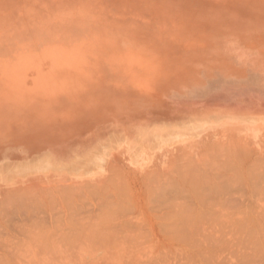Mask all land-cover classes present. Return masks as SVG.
<instances>
[{
    "label": "rangeland",
    "instance_id": "obj_1",
    "mask_svg": "<svg viewBox=\"0 0 264 264\" xmlns=\"http://www.w3.org/2000/svg\"><path fill=\"white\" fill-rule=\"evenodd\" d=\"M76 56L85 57L86 61L88 60L80 73L70 76L67 80L66 78H60L57 81L55 79L51 80V82L50 79H48L49 81L43 82L41 69L46 66L45 63L50 64L53 62L55 63L54 65L71 63L70 65H72ZM62 68L65 69L63 70L65 72L71 69L67 67ZM47 82L51 83V86H45ZM195 120L222 122V125L226 124V126H220L218 130H228L229 132L225 136L229 137L221 136L209 142H207L208 140H202L194 145L182 148L180 152H175V155H169L159 159H156L158 155L153 154L152 161L147 165L146 172L136 171L133 168V166H136L133 160H130V162L127 160V158L132 159L135 147L146 145L148 141L152 139L153 134L147 132L148 128H163L165 133H167L178 129L179 126L185 123ZM256 129L261 131L258 134V138L252 140L243 138V134L239 132V130H241L252 134ZM131 135L139 139V144L136 143V146H134V144L129 145L126 155L121 153L114 158H110L109 155H111V153L107 155V159L105 160L106 163H104L103 177L101 178L103 179L101 181L102 184L99 183L100 186L102 185L101 187L98 184V186L94 185L95 187H86V189L80 186L81 189L79 191L77 185L71 184L74 186V190H69V192L72 191V193H69L67 191L72 186L67 189L66 185L70 183L58 181L35 180L32 182L36 183L28 182L21 185L12 184L14 181H11L10 183L12 185L9 186L0 184V202L3 203L7 201V210L4 208L5 204L0 203V215L4 217L3 220L0 217V230L4 228L0 231V264H93L92 261H97V259H99L97 263L101 261L100 264H107L106 262L108 259L111 261L108 260V264H120V262L122 264H141L142 262L143 264H150V260L152 261L154 256H156V260L153 261L157 263L152 261V264H161L160 262H162V264H185V262L186 264H251L252 262V264H264V229L262 226L264 224V219L261 215L264 213V199L261 202L259 200L264 196V0H0V174L8 172L10 174L14 171L18 172L20 169L23 170L28 166L34 167L47 159L56 161V163H68L70 160L77 162H92L96 160L98 151L106 142L117 141ZM241 140L243 143L242 145L240 144ZM247 144L250 149L248 147L245 149ZM213 146H215V148L217 147L218 150L217 148L212 149ZM231 148L233 149L231 150ZM207 151L211 153L209 154L210 156H216L215 158L217 161L215 158L209 157ZM241 152L243 153L241 154ZM218 153L221 154V157ZM244 153L246 155H244ZM169 158L172 159V161ZM202 159L205 162L204 164ZM205 159L215 164V166L213 165V169H211L212 164H209L211 167L205 165ZM242 159L246 160L244 161ZM173 160H175L174 163ZM195 160L197 163L199 161L200 166L195 163ZM193 163L199 168L194 167ZM216 164L221 167H218V165L216 167ZM20 165L24 167H20ZM202 168L208 172V175H212L211 178L215 180L214 185H221L220 182H222V185L225 183L224 185L226 188L224 186L223 188L226 189L227 192L231 190L228 189V186L232 188L231 193L235 191L237 194H232L235 196V199L230 195L231 193H223L225 190L217 185V190L219 188L220 190H224L222 193L215 194L214 191L216 192V190L212 185H210V187L212 186L214 189L210 188L212 191H207L208 193L211 191L215 195L206 193V195L202 197V194H199V190L198 193H196L197 191L195 192L197 189L196 187L194 190L195 193L191 192L189 188L193 187V184L197 182L195 181V183L192 184L189 183V181L187 182V180H183L194 179L192 177L198 172L197 170H200V175L197 173L195 177L197 180L201 178V181H198L205 186V184H203L205 180L203 174L207 177V172H204ZM192 169L195 171L194 175H192ZM232 169H234V171ZM187 170L191 171V173ZM213 170L216 171V173ZM186 171L192 176H188V174L186 176ZM180 173H184L185 175L183 176ZM148 174H150V176H148ZM151 174H153L154 177ZM218 174L219 176L221 175V180H226L224 183V180H220L219 182L220 178L216 179ZM225 175L226 177H224ZM180 176L185 178H180ZM215 176L217 177L215 178ZM249 176H251V179L248 178ZM202 177H204V180ZM209 177L208 179H210ZM155 179H157V181H155ZM208 179L206 178V180ZM62 180L64 181L65 179ZM164 180L168 181L170 184L167 186L168 182ZM212 180L213 179L210 181ZM228 180H231L232 183ZM41 182L44 183V186L41 185ZM256 182H258L257 185H255ZM187 183L192 185H186ZM246 183L248 185L250 184V190ZM25 184H27L26 187ZM146 184H150L149 187H146ZM162 184L166 185L163 187ZM171 184L173 188L174 185L175 187L177 186L176 189L173 190L170 186ZM197 184L195 185L202 186L199 183ZM57 185H61V187L62 185L65 186L66 190L64 188H58ZM155 185L157 186L154 187ZM180 185L181 189L183 188V192L185 190V194H183L182 191L180 194H177V192L179 193L181 190ZM241 186L244 191H240ZM252 186H254L255 189L257 188V192H255V190L251 191L252 188L254 189ZM38 187H41L42 190ZM45 187L46 189H43ZM185 187L189 190L187 188L186 190ZM106 188H109V191H106ZM147 188H150L148 190L152 191L150 194ZM16 189L18 191H16ZM60 189L61 191L63 189L62 194L64 192L67 195L61 197L59 194ZM237 189L240 192L239 195L242 193L243 196L238 195ZM46 190H49V192L46 193ZM258 190L260 192H258ZM110 191L112 194L109 196L111 197L114 195L111 198L108 196V194L111 193ZM262 191L263 193H261ZM22 192L26 193L27 196L29 195V197L24 194L20 196ZM80 192L82 193L78 194ZM100 192L103 193L101 194ZM115 192H117L118 195H116L117 193ZM170 192L171 194H177V196L172 194L175 197H173L175 200L174 203L177 201L179 203L172 204V206L175 205V209L171 208L172 206L168 203L172 200ZM68 193L73 196H68ZM245 193L246 195H244ZM198 194L200 200L203 198V200L209 204H206L202 200L205 203L203 205L198 197L196 199ZM225 194H227V196ZM228 194L231 196L229 199L227 198ZM256 194H259V196ZM105 195L108 197L106 199H110V201L105 199ZM207 195L211 196V198ZM216 195H218L217 197L219 198L225 195V197H221L219 201L223 202V200L227 198L224 202H229L228 204L232 202L230 206L226 204L230 209H227V207L225 209L220 208L223 206L222 204L224 202L216 205L214 201L219 203L218 198H214ZM247 195L248 197H246ZM169 196L170 198L166 199ZM9 197H14L12 200L13 203L16 204H14L16 209H14V207L11 208L13 204ZM17 197L18 199L20 198V201L26 197L25 200H23L24 202L27 200L29 203L25 202V206L22 204V201L16 203ZM33 197L34 199L32 200ZM188 198L192 201L188 200ZM244 198L246 201H244ZM28 199H30V201ZM160 199H162V202H160ZM178 199H181V203ZM236 199L239 202H237V204L235 201ZM163 200L167 208L165 210H163L165 207H161L162 209L158 207V205H164L162 204ZM166 200L169 201L165 203ZM210 200H213L216 207L210 203ZM34 201H36V203H34ZM148 201L160 203L155 204L152 202V204H150L149 202V204L152 205L150 206L149 204H145ZM183 201L185 206L186 203L187 206L189 205L188 208L187 206L186 208L183 207V211L185 209V213L186 211L187 213L190 212L192 216H190L189 219L191 220L192 217V220H194L193 222L192 220L188 222V218L186 217L187 219L185 220L188 224L185 226L189 228V232L186 231L187 227H182L183 230L178 229V234L175 231L173 236L171 230L172 233L170 231L169 233L167 232L168 229H165L170 226L169 223L172 220L174 221L171 223L172 226L175 224V220L178 224L179 219H181L179 223L181 225L179 226H183L182 223H186L185 220L181 222L183 220L182 216L185 217L184 215L181 216L182 213L185 214L181 209L182 207H180L184 204ZM241 201L243 203H241ZM115 202L119 205L117 206ZM171 202L173 203V200ZM255 202H257V204H255ZM19 203L21 204L20 207H18V205H20ZM30 203H32V206ZM258 203L260 207L257 206ZM192 204H194V206ZM235 204L237 208L241 210L239 209L237 211ZM26 205L28 207H26ZM176 205L178 206L176 207ZM195 205L196 208H194ZM206 205H213V207H215L214 210H219V212L211 211L213 207L209 206V208ZM22 206H24V208ZM104 206L113 209L110 210L109 208H104ZM112 206H117L118 208ZM244 206L247 207L245 208ZM30 207H33L32 210ZM154 207L156 208L154 209L155 211L153 210ZM203 207L204 209L202 211L201 208ZM206 207L209 208L211 212L209 209L208 212ZM261 207H263L262 213L260 211ZM18 208L22 209V211H19ZM149 208L152 210L151 214ZM243 208L244 211H242ZM145 209L149 211L146 213ZM157 210L160 213L163 211L162 214H158L159 212ZM220 210H225L224 213L227 216L224 215L221 217L224 213L220 212ZM227 210L228 212L233 210V214L231 212L229 213L231 216H229ZM9 211L12 214H10ZM16 211L17 213H15ZM114 211L115 213L113 214ZM132 211L133 213H131ZM191 211H193L194 216ZM168 212L171 213L169 214ZM234 212L237 213L234 214ZM242 212L243 214L245 212V216L242 215ZM172 213L179 216L177 217L175 215V217L173 216L174 219H172L170 218ZM196 213L202 214L201 216L205 214V218H201V216ZM214 213L217 216L219 215V218H217ZM153 214L156 215L154 216ZM92 215L95 216L93 217ZM111 215L113 218H110L109 221L107 218L111 217ZM164 215L168 216L164 218ZM156 216H158V219ZM240 216L246 219V222H244L245 220ZM230 217L233 219L237 218L236 221L239 219L237 221L239 224L236 223V225H240L242 222L241 219H243L244 223L242 222L241 224L246 226L243 227L242 225L243 228L241 232L239 228H231L230 224L232 226L235 225L227 222L229 220L232 221L231 219L228 220ZM261 217L262 219H259ZM55 218H57L56 220H64L61 223V221H55ZM84 218L85 220H83ZM176 218H178V221ZM98 219L100 222H98ZM104 219L110 223L105 222ZM167 219L172 220L167 221ZM157 220H160L161 226L157 224L159 223ZM199 220L202 221H200V227ZM166 221L169 223H166ZM205 221L207 223L211 222L213 226L215 225L214 222H219H216V224H218L216 226L217 228H213L211 225L208 226ZM220 221L222 223L220 224L221 226L223 224H228L221 227L219 225ZM124 222L128 225L126 227L132 230V234L131 231L129 233L128 229L126 230ZM191 222L194 223V226L190 224ZM260 222H263V224H260ZM165 223L167 226L163 225V227L162 224ZM202 223L204 226H202ZM258 223L260 227H258ZM19 224L21 225L19 226ZM22 224H24L25 227ZM30 224L32 225L31 228ZM59 224L61 225L58 226ZM177 224H175V226H177ZM105 225L109 226L106 227ZM136 225H139L138 229ZM50 226L51 228L48 229L47 227ZM116 226L125 227L123 230L126 234H124L125 237H120L122 233H124L122 230H117L119 228L113 229L116 228ZM179 226L176 228H179ZM248 226H250V228ZM253 227L256 231L252 229ZM25 228L27 230H25ZM103 228H105L106 231ZM161 228H164L166 232H161ZM199 228L203 229L206 233L208 232L209 235L206 233L204 234V232H202L203 230ZM215 228L216 232L214 231ZM219 228H221L222 236ZM260 228L262 232L259 231ZM171 229L174 231L173 227ZM54 230H56V232ZM116 230L121 233L119 237L122 238V240L119 237L117 238L119 234L117 235L116 233V239H112L114 236L111 237V235L114 234L113 231ZM141 230V234H139V232L137 234V231ZM230 230L236 237L230 234V232L228 234L225 233ZM236 230L237 232L239 230V235ZM179 231L183 232V237L179 236L181 234ZM63 232L66 233V236L67 233L69 234L67 236L68 238H61L65 235ZM191 232L192 234L200 232V234H204H202L203 236H208L210 238L214 235L212 239L214 243L217 242V244L213 245L214 243H212V245H205V247L204 244H200L203 246H200L202 248V250L200 249L201 253L199 248V251L196 250L199 245H194L192 241L194 237H191ZM209 232H214V234ZM89 233L90 235H88ZM105 233H109V235ZM61 234L63 235L61 236ZM83 234L86 235V238H83ZM26 235L30 236L26 237ZM36 235L42 236L43 238L36 237ZM143 235L146 237L145 239ZM223 235H225V239H223ZM11 236L13 240L10 238ZM88 236H91L92 240ZM172 236L174 240L176 238L178 240H172ZM215 236L217 238L221 236L222 242L220 238H218L220 242L216 241L218 239H215ZM230 236H233V238ZM237 236H241L243 239ZM8 237L9 239H7ZM23 238L24 242L22 240ZM28 238L30 239L28 240ZM47 239H49L50 242L49 240L47 241ZM62 239L64 241H62ZM133 239L135 243L138 242V244H135ZM229 239H233V241ZM82 240L86 241L83 242ZM193 240L195 242V239ZM246 241H248V243ZM6 242L10 243L7 244ZM113 242L116 243L113 244ZM223 242H225V244ZM250 242L253 245H251ZM12 243L15 244L12 245ZM129 243L132 244L129 245ZM1 244H5L7 247ZM183 244L185 245L182 246ZM190 245L194 246L192 247ZM217 245L218 247H216ZM75 246L76 250L74 248ZM206 246H212V248H209H214V250H210ZM242 246L243 248H241ZM80 247L82 249H79ZM259 248L262 250H259ZM32 249L36 250L38 253L36 251L33 252ZM167 249H170V252ZM181 249L183 251L189 249V253L188 251L184 253ZM254 249L256 253L253 251ZM234 250L236 251L234 252ZM130 251L131 253L129 254ZM10 252L12 253L8 254ZM29 252L32 253L30 254ZM91 252L92 254H90ZM146 252L147 255L144 257L143 254H146ZM41 253L44 254L41 255ZM243 253L244 255L246 253L247 257L244 256ZM252 253H254V257H252ZM75 254L77 255L75 256ZM157 254L158 256L160 254L162 255L159 256L161 260ZM79 255L80 257H78ZM136 255L139 256L140 262ZM168 255L170 257H168ZM36 256L38 258H36ZM65 258L67 260L66 262H64ZM204 258H206V260H204ZM27 259H29V261ZM84 259L86 261H83ZM194 261L196 263H194ZM94 263L96 264V262Z\"/></svg>",
    "mask_w": 264,
    "mask_h": 264
},
{
    "label": "bare ground",
    "instance_id": "obj_2",
    "mask_svg": "<svg viewBox=\"0 0 264 264\" xmlns=\"http://www.w3.org/2000/svg\"><path fill=\"white\" fill-rule=\"evenodd\" d=\"M63 52V51H62ZM64 53H66V52H64ZM68 53H70V52H68ZM72 53V52H71ZM73 54V53H72ZM88 61V60H87ZM87 61H86V59H85V57H78V56H76V58H75V60H74V63L72 64V65H70L69 63H64L63 65L61 64V65H54L55 63H45L46 64V66L45 67H43L42 69H41V75H42V80H43V82L44 81H49L48 79H50V81L51 80H55L56 79V81L57 80H59L60 78H66V80L67 79H69L70 78V76H73V75H75V74H78V73H80L81 71H82V69L85 67V65H86V63H87ZM40 65H42V64H40ZM62 67H67V68H71V69H68L66 72L65 71H63V70H65V69H63ZM33 68V67H32ZM39 68H40V66H39ZM31 69V68H30ZM33 73V72H32ZM67 74V75H66ZM21 78V77H20ZM52 82V81H51ZM45 86H51V83H49V82H47L46 84H45ZM143 91V90H142ZM158 96V95H157ZM250 101V100H249ZM114 121V120H113ZM258 122V121H257ZM256 122V123H257ZM224 123V122H223ZM239 123H242V122H239ZM238 123V124H239ZM238 124H236V125H238ZM158 125V124H157ZM160 125V124H159ZM220 126H226V124H223L222 125V122H211V121H209V120H195V121H192V122H188V123H185V124H183L182 126H179L178 127V129H176V130H174V131H171V132H167V133H165V130L162 128H156L155 127V129H150V128H148V130H147V132H149V133H151V134H153V136H152V139H150L149 141H148V143L146 144V145H139L138 147H135V151H134V153H133V156H132V159H129V158H127V160L130 162V160L132 161L133 160V162L135 163V165L136 166H133V168L136 170V171H138V172H146V168H147V165L152 161V156H153V154H155V155H158V156H156V159H159V158H161V157H167V156H169V155H175L174 153L175 152H180V150L182 149V148H184V147H187V146H191V145H194V144H196V143H198V142H201L202 140H208L207 142H209V141H211V140H214V139H217L218 137H229V136H225L229 131L228 130H223V131H219L218 130V127H220ZM174 127V126H173ZM141 128V127H140ZM147 128V127H146ZM151 128H153V127H151ZM142 129V128H141ZM166 129V128H165ZM143 131V130H142ZM261 130H259V129H256V131H253V133L252 134H249V133H247V132H245V131H241V130H239V132H241L242 134H243V138H249V139H255V138H258V134H259V132H260ZM144 132H146V131H144ZM146 132V133H147ZM144 134V133H143ZM229 135V134H228ZM231 137V136H230ZM234 137V136H233ZM235 139V138H234ZM236 141V140H235ZM244 142V141H243ZM136 143L137 144H139V139L135 136V137H133V135H131V136H126V137H124V138H122V139H120V140H117V141H108V142H106L103 146H101V149L98 151V154H97V156H96V160L95 161H92V162H77V161H71L70 160V162H66V163H56V161H51L50 159H47V160H45V161H43V162H41L40 164H38V165H36V166H34V167H26V168H24L23 170H21L20 169V171H18V172H11L10 174H9V172L8 173H5V174H0V184L1 185H5V186H9V185H12V184H17V185H21V184H23V183H28V182H32V181H35V180H49V181H58V182H65V183H70V184H68V185H66V187H67V189L70 187V186H72V185H77L78 187V189H79V191H80V189H81V187L80 186H83L85 189H86V187L87 188H92L94 185L96 186L97 184L100 186V184H102L101 183V181L103 180V179H101L103 176H102V174L104 173V163H106L105 162V160L107 159V155L109 154V153H111V155H109L110 156V158H114V157H116L117 155L119 156V154H121V153H123V154H127V150L129 149V145H133L134 144V146H136ZM141 143V142H140ZM219 143H221V142H219ZM230 143H233V142H230ZM240 143V142H239ZM245 143V142H244ZM235 144H236V142H235ZM241 145L243 144L242 143V140H241V143H240ZM212 145V144H211ZM219 145V144H218ZM218 145H217V147H218ZM245 145V144H244ZM222 146V145H221ZM225 146V145H224ZM223 146V147H224ZM216 147V148H217ZM232 147V146H231ZM242 147V146H241ZM248 147V144H247V146L245 147V149ZM213 148H215V146H213L212 147V149ZM215 148V149H216ZM226 148L228 149V147L226 146ZM244 148V147H243ZM249 149H250V147H248ZM221 149H222V147H221ZM233 148H231V150H232ZM209 150H211V149H209ZM217 150H218V148H217ZM215 151V150H214ZM221 151V150H220ZM223 151V150H222ZM239 151V150H238ZM248 151V150H247ZM185 152V151H184ZM237 152V151H236ZM95 153V152H94ZM207 153H208V151H207ZM243 152H241V154H242ZM245 153H246V151H245ZM244 153V155H246ZM177 154V153H176ZM181 154V153H180ZM186 154V153H185ZM209 154H211V153H208L207 155L209 156V157H212L213 159L216 157H213L212 155L210 156ZM218 154H220V153H218ZM247 154H248V152H247ZM187 155V154H186ZM190 155V154H189ZM204 155V154H203ZM213 155H215V154H213ZM227 155V154H226ZM229 155L231 156V154L229 153ZM233 155V154H232ZM235 155V154H234ZM92 156V155H91ZM192 156V155H191ZM242 156V155H241ZM184 157V156H183ZM219 157V156H218ZM220 157H221V154H220ZM229 157V156H228ZM235 157H237V156H235ZM245 157V156H244ZM248 157V156H247ZM263 157V156H262ZM47 158V157H46ZM261 158V157H260ZM170 159V158H169ZM211 159V158H210ZM224 159V158H223ZM80 160V159H79ZM92 160V159H91ZM171 161H172V159H170ZM184 160V159H183ZM203 160V159H202ZM201 160V161H202ZM206 160V159H205ZM215 160H216V158H215ZM230 160V159H229ZM242 160H244V159H242ZM246 160V159H245ZM244 160V161H245ZM89 161V160H88ZM156 161V160H155ZM174 161L175 160H173V163H174ZM178 161V160H177ZM217 161V160H216ZM123 162V161H122ZM170 162V161H169ZM39 163V162H38ZM172 163V162H171ZM170 163V164H171ZM190 163H191V161H190ZM195 163H197L196 162V160H195ZM205 162H204V160H203V164H204ZM241 163H243V162H241ZM258 163V162H257ZM260 163V162H259ZM36 164V163H35ZM194 164V163H193ZM199 164V166H200V163H199V161H198V163H197V165ZM202 164V165H203ZM209 164H212V168L211 169H213V165L215 166V164L214 163H210V162H208L207 160H206V164L205 165H208V167L210 166L211 167V165H209ZM218 164H220V163H218ZM218 164H216V167H217V165ZM236 164V163H235ZM253 165H255L254 163H252ZM195 166V164H194V167H198V166ZM204 165V166H205ZM221 165V164H220ZM220 165H218V167L220 166ZM249 165V164H248ZM260 165H261V163H260ZM22 165H20V167H21ZM108 166V165H107ZM193 166V165H192ZM240 166V165H239ZM258 166V165H257ZM20 167H18V168H20ZM22 167H24V166H22ZM202 167V166H201ZM206 167V166H205ZM207 167V168H208ZM215 167V168H216ZM221 167V166H220ZM234 167V166H233ZM262 167V166H261ZM260 167V168H261ZM17 168V169H18ZM109 168V167H108ZM196 168H195V171H196ZM199 168V167H198ZM241 168H242V165H241ZM257 168H259V167H257ZM170 169H171V167H170ZM169 169V170H170ZM203 169V168H202ZM235 169H237V168H235ZM240 169V168H239ZM248 169V168H247ZM246 169V170H247ZM251 169V168H250ZM228 170V169H227ZM233 171H234V169H232ZM259 170V169H258ZM257 170V171H258ZM261 170V169H260ZM119 171V170H118ZM154 171V170H153ZM167 171V170H166ZM188 172H190L191 173V171H189V170H187ZM187 171L185 172L186 173V176H187ZM192 171H193V174L192 175H194V173H195V171L192 169ZM198 172L197 173H199L198 175H200V170H197ZM203 171L204 172H207L206 170H204L203 169ZM214 171V170H213ZM249 171V170H248ZM252 171V170H251ZM183 172V171H182ZM215 173H216V171H214ZM237 172V171H236ZM239 172H240V170H239ZM242 172H243V170H242ZM197 173L195 174V176L197 175ZM232 173V172H231ZM241 173V172H240ZM109 174V173H108ZM111 174V173H110ZM119 174V173H118ZM144 174V173H143ZM154 174V173H153ZM153 174H151L153 177H154V175ZM176 174H177V172H176ZM181 174V173H180ZM179 174V175H180ZM203 174V173H202ZM236 174V173H235ZM243 174V173H242ZM248 174H249V172H248ZM253 174V173H252ZM257 174V173H256ZM168 175V174H167ZM166 175V176H167ZM181 175H185L184 173L183 174H181ZM191 175V174H190ZM189 174H188V176H190ZM191 175V176H192ZM204 175V177H205V180H206V178L208 179V177L210 178V179H208V180H204V177H202L203 178V184H205V186L204 185H202V184H200L201 182H199V181H201L198 177V180L196 179V177L195 176H193L192 178H194V179H191V180H188V179H185V180H183V181H186L187 180V182L189 181V183H195V181L197 182V183H199L200 185H202V186H197L198 184L197 183H195V184H197V185H195V184H193L194 186L193 187H191L192 189H193V191H192V189L191 188H189L190 190H191V192H194V190H195V192L196 193H198V190L200 191L199 192V194H202V197H203V195H206V193H208V191L207 190H211L210 188H213L214 189V187H215V190H216V192L214 191V193L216 194H218V193H222L224 190V192L223 193H231V190H232V188H229V186H228V189L230 190V192H227L226 191V189H224L223 188V186L226 188V186L224 185L225 183V179H222V180H224L223 181V185H222V182H220V180H221V178H220V176H219V174L217 175V176H215V178L216 179H219V182L221 183V185H218V184H216L217 186H219L220 188L222 187L224 190H220V188L217 190L216 189V185H214V178H211V176L212 175H208V172H207V177L205 176V174H203ZM202 175V176H203ZM108 176V175H107ZM143 176V175H142ZM147 176V175H146ZM148 176H150V174H148ZM147 176V177H148ZM156 176V175H155ZM160 176H161V174H160ZM168 176H170V175H168ZM183 176H180V178L182 177L183 179L185 178V177H183ZM242 176V175H241ZM244 176V175H243ZM252 176V175H251ZM251 176H249L248 178L249 179H251L250 177ZM257 176V175H256ZM162 177V176H161ZM224 177H226V175L224 176ZM239 177V176H238ZM146 178V177H145ZM247 178V177H246ZM62 179H65L64 181L62 180ZM113 179V178H112ZM150 179V178H149ZM148 179V180H149ZM160 179V178H159ZM211 179H213L212 181H210ZM242 179V178H241ZM254 179V178H253ZM257 179V178H256ZM256 179H255V181H256ZM264 179V178H263ZM106 180V179H105ZM161 180V179H160ZM159 180V181H160ZM163 180V179H162ZM167 180V179H166ZM166 180H164L165 182H168V181H166ZM171 180V179H170ZM173 180V179H172ZM182 180V179H181ZM194 180V181H193ZM221 180V181H222ZM235 180V179H234ZM239 180H240V178H239ZM260 180H261V178H260ZM11 181H14V183H10ZM154 181V180H153ZM155 181H157V179H155ZM173 181H175V180H173ZM208 181H210V182H208ZM229 182H231V180H228ZM233 181V180H232ZM245 181V180H244ZM263 181V180H262ZM55 182V183H56ZM149 182V181H148ZM163 182V181H162ZM176 182V181H175ZM218 182V181H217ZM218 182V183H219ZM242 182V181H241ZM250 182V181H249ZM254 182V181H253ZM260 182V181H259ZM32 183H36V182H32ZM38 183V182H37ZM42 183V182H41ZM40 183V184H41ZM100 183V184H99ZM156 183V182H155ZM158 183H160V182H158ZM173 183V182H172ZM185 183V182H184ZM189 183H187L186 185H189ZM232 183V182H231ZM237 183V182H236ZM243 183V182H242ZM248 183V182H247ZM246 183V184H247ZM251 183V182H250ZM255 183V182H254ZM257 183L258 182H256V184L255 185H257ZM263 183V182H262ZM44 183H42L41 185H43ZM72 184V185H71ZM104 184V183H103ZM148 184V183H147ZM146 184V185H147ZM170 183L168 182V184H167V186L169 185ZM192 184H190L189 186H191ZM230 184V183H229ZM238 184H240V183H238ZM253 184V183H252ZM54 185V184H53ZM92 185V186H91ZM97 185V186H98ZM124 185H125V183H124ZM150 185V184H149ZM149 185H147L146 187H149ZM163 185V187L166 185H164V184H162ZM175 185H176V183H175ZM175 185H174V188L172 187V184L170 185L172 188H173V190L174 189H176V187L178 186V188H179V184H178V182H177V186L175 187ZM184 185V184H183ZM210 185H212V186H214V187H210ZM226 185H227V183H226ZM250 185V184H249ZM248 184H247V186H249ZM254 185V186H255ZM258 185H261V184H258ZM27 186V184H25V187ZM44 186V185H43ZM58 186V185H57ZM94 186V187H95ZM102 186V185H101ZM100 186V187H101ZM143 186V185H142ZM157 185H155L154 187H156ZM231 186V185H230ZM233 186V185H232ZM235 186H236V184H235ZM244 186V185H243ZM254 186H252V187H254ZM29 187V186H28ZM42 187V186H41ZM41 187H38L39 189L41 188ZM73 187V188H72ZM71 188H69L68 189V191L67 192H69V190H74V186H72ZM162 187V186H161ZM183 187V186H182ZM196 187V188H195ZM208 187V188H207ZM238 187V186H237ZM15 188H17V187H15ZM21 188V187H20ZM49 188V187H48ZM58 188H64L65 189V186H63L62 185V187H61V185L60 186H58ZM77 188H75V189H77ZM151 188V187H150ZM150 188H147V190L148 189H150ZM177 188V189H178ZM187 187H185V189H186ZM218 188V187H217ZM221 188V189H222ZM249 188V190L251 189L250 188V186L248 187ZM13 189V188H12ZM18 189V188H17ZM16 189V191H18ZM23 189V188H22ZM21 189V190H22ZM43 189H46V187L45 188H43ZM109 189V188H108ZM107 188L105 189L106 191L108 190ZM124 189V188H123ZM170 189V188H169ZM180 189H181V185H180ZM183 189V188H182ZM180 190L179 191V193L177 192V194H180V192L182 191V193L183 194H185L184 192H185V190H184V192H183V190ZM188 189V188H187ZM186 189V190H187ZM188 189V190H189ZM238 189H239V187H238ZM238 189H237V192H238V195H239V191H238ZM245 189V188H244ZM261 189V188H260ZM41 190H42V188H41ZM51 190V189H50ZM54 190V189H53ZM56 190V189H55ZM66 190V189H65ZM64 190V191H65ZM101 190V189H100ZM130 190V189H129ZM144 190H146V189H144ZM221 192H220V191ZM228 190V191H229ZM248 190V189H247ZM246 190V191H247ZM253 190H255V192H257L256 190H257V188L255 189V187H254V189L252 188V190L251 191H253ZM264 190V189H263ZM15 191V192H16ZM45 191V190H44ZM47 192L46 193H48L49 192V190H46ZM62 191H63V189H62ZM62 191H61V189H60V196L62 197L63 195H67V194H65L64 192H63V194H62ZM72 191H70L71 193H72ZM105 191V192H106ZM109 191V190H108ZM149 191V190H148ZM147 191V192H148ZM202 191H203V193H202ZM212 191V190H211ZM209 192L208 194L210 195L212 192ZM240 191H244L243 190V188H242V186H241V190ZM245 191V192H246ZM19 192H21V191H19ZM18 192V193H19ZM26 192V191H25ZM55 192V191H54ZM66 192V191H65ZM69 192V193H70ZM78 192V191H77ZM103 192H104V190H103ZM102 192V193H103ZM111 192V191H110ZM145 192V191H144ZM150 192H152V191H149L148 193L150 194ZM156 192V191H155ZM167 192V191H166ZM189 192V191H188ZM194 192V193H195ZM258 192H260L259 190H258ZM6 193V192H5ZM9 193V192H8ZM50 193H51V191H50ZM68 193V196L69 195H72V194H69ZM82 192H80V193H78V194H81ZM101 193V192H100ZM101 193V194H102ZM115 193H117V192H115ZM114 193V194H115ZM122 193V192H121ZM129 193V192H128ZM132 193H133V191H132ZM140 193V192H139ZM168 193V192H167ZM187 193V192H186ZM244 193V192H243ZM249 193H250V191H249ZM254 193V192H253ZM261 193H263V191L261 192ZM20 194V193H19ZM23 194L24 195H26V193H23L22 192V195H20V196H23ZM27 194H28V191H27ZM62 194V195H61ZM78 194H76V195H78ZM108 194V193H107ZM112 194V192L111 193H109L108 194V196L109 195H111ZM149 194H147V195H149ZM153 194V193H152ZM166 194V193H165ZM170 194H171V192H170ZM172 194H174V193H172ZM171 194V195H172ZM177 194H174V195H176L177 196ZM188 194V193H187ZM190 194V193H189ZM199 194L196 196V199H197V197L199 196ZM215 194H213L212 193V195H215ZM229 194H228V199L232 196V197H234L233 199H235V196H233L234 194H236L235 193V191H233L230 195L231 196H229ZM233 194V195H232ZM116 195H118V193L116 194ZM157 195V194H156ZM162 195H164V194H162ZM170 195V196H171ZM195 195V194H194ZM209 195H207V196H209ZM226 196H227V194H225ZM225 195H223L224 197H225ZM237 195V194H236ZM242 195V193L239 195V196H241ZM244 195H246V193L244 194ZM257 196H259V194H256ZM261 195V194H260ZM10 196V195H9ZM27 196V195H26ZM73 196V195H72ZM102 196V195H101ZM104 196V195H103ZM114 196V195H113ZM113 196H111V197H113ZM124 196H125V194H124ZM140 196V195H139ZM154 196V195H153ZM165 196H167V195H165ZM170 196L169 197H167L166 199H168V198H170ZM186 196H188V195H186ZM190 196V195H189ZM218 195H216V196H214V198H216ZM221 196V195H220ZM223 196H221V197H223ZM243 196V195H242ZM253 196V195H252ZM254 196H255V194H254ZM19 197V196H18ZM18 197H17V200H19L18 199ZM27 197H29V195L27 196ZM31 197V196H30ZM38 197V196H37ZM42 197V196H41ZM64 197V196H63ZM89 197V196H88ZM110 197V196H109ZM110 197V198H111ZM131 197V196H130ZM154 197H156V196H154ZM158 197V196H157ZM173 195H172V200H173V203L171 202L172 200L171 199H169V200H171L170 202H168L169 200H166L165 201V203L166 202H168L171 206H172V204H175V203H178V201L177 202H175L174 203V199H173ZM201 197V196H200ZM206 197V196H205ZM210 198H211V196H209ZM209 197H208V199H209ZM220 197V198H221ZM237 197V196H236ZM245 197V196H244ZM246 197H248V195L246 196ZM250 197V196H249ZM9 198H11L10 200H12V198H14V197H9ZM26 198V197H25ZM25 198H23L24 200H25ZM57 198V197H56ZM97 198V197H96ZM106 198H108V197H106V195H105V199ZM125 198V197H124ZM132 198V197H131ZM159 198V197H158ZM175 198V197H174ZM207 198V197H206ZM218 198V201L220 200V198L219 197H217ZM227 198H225V199H227ZM237 198H240V197H237ZM243 198V197H242ZM255 198V197H254ZM259 198V197H258ZM260 198H261V196H260ZM8 199V198H7ZM16 199V198H15ZM23 199H21V201L23 202L22 204H24V206H25V202H28L27 200L24 202V200ZM34 199V197L32 198V200ZM116 199H117V197H116ZM129 199V198H128ZM164 199V198H163ZM198 199H199V197H198ZM223 199V198H222ZM221 199V200H222ZM224 199V200H225ZM257 199V198H256ZM263 199H264V196L262 197V199H259L260 200V202L261 201H263ZM3 200V199H2ZM16 200V203L17 202H21L20 200L19 201H17ZM29 201H30V199H28ZM31 200V201H32ZM107 200V199H106ZM122 200V199H121ZM156 200V199H155ZM159 200V199H158ZM161 201L160 202H162V199H160ZM176 200H177V198H176ZM179 200V199H178ZM188 200H191V199H189L188 198ZM188 200H187V202H188ZM200 200V199H199ZM202 200H203V198H202ZM202 200H200V202L202 201ZM224 200H223V202H224ZM248 200H249V198H248ZM258 200V199H257ZM257 200H254V201H257ZM3 201H5V200H3ZM56 201V200H55ZM57 201H58V199H57ZM89 201V200H88ZM94 201V200H93ZM101 201V200H100ZM104 201V200H103ZM107 201H110V199L109 200H107ZM115 201V200H114ZM125 201V200H124ZM123 201V202H124ZM180 201V203H181V199L179 200ZM192 201V200H191ZM204 201V200H203ZM201 202L203 205L206 203L205 201V203L204 202ZM207 202H209L208 200H206ZM211 202V204H213L214 205V203H213V200H210ZM236 201V204H237V199L235 200ZM244 201H246L245 200V198H244ZM12 202V204L13 205H11L12 207L11 208H13L14 207V209H16L15 208V203H13V200L11 201ZM47 202V201H46ZM59 202V201H58ZM95 202V201H94ZM117 202V201H116ZM115 202V203H116ZM122 202V203H123ZM141 202V201H140ZM146 202V201H145ZM149 202H150V204H152V202H154L155 203V201H148L147 203H145V204H149ZM156 202H157V200H156ZM160 202H158V203H160ZM215 202V204L216 205H219V204H222L223 202L222 201H219V203L217 204L216 203V201H214ZM222 202V203H221ZM249 202V201H248ZM259 202V203H260ZM1 203V202H0ZM4 204H5V209H6V204H7V201L6 202H3ZM3 203H1V204H3ZM9 203V202H8ZM29 203V202H28ZM27 203V204H28ZM34 203H36V201H34ZM119 203V202H118ZM126 203V202H125ZM131 203H132V199H131ZM130 203V204H131ZM153 203V204H154ZM158 203H155V204H158ZM183 203H184V201H183ZM191 203V202H190ZM225 203V202H224ZM224 203L222 204V205H220V206H222V207H224ZM229 202H227V203H225V207L224 208H222V207H220L221 209H225L226 207H227V209H230V208H228V206H230V204L232 203H230V204H228ZM235 203V202H234ZM233 203V204H234ZM239 203V202H238ZM241 203H243L242 201H241ZM245 203V202H244ZM251 203V202H250ZM259 203H258V205L257 206H259L260 207V205H259ZM15 204V205H14ZM20 204V203H19ZM32 203H30V205H31ZM46 204V203H45ZM59 204V203H58ZM64 204V203H63ZM117 204V203H116ZM133 204H134V202H133ZM149 204V205H150ZM162 204H164V200H163V203ZM179 204V203H178ZM200 204V203H199ZM206 204H209V203H206ZM226 204H228V206H226ZM232 204V205H233ZM236 204H235V206H236ZM248 204V203H247ZM246 204V205H247ZM252 204V203H251ZM254 204V203H253ZM255 204H257V202H255ZM263 204H264V202H263ZM9 205V204H8ZM29 205V206H30ZM93 205V204H92ZM115 205V204H114ZM119 204H117V206H118ZM122 205V204H121ZM191 205V204H190ZM193 206H194V204H192ZM201 205V204H200ZM213 205H211L212 207H213ZM216 205H214L215 207H216ZM244 205V204H243ZM242 205V206H243ZM2 206V205H1ZM21 206V204L20 205H18V207H20ZM24 206H22L23 208H24ZM32 206V205H31ZM102 206V205H101ZM117 206H115L116 208H118ZM129 206V205H128ZM150 206H152V205H150ZM167 206H169V205H167ZM175 206V205H174ZM174 206H172L171 208H174ZM178 205H176V207H177ZM186 206H187V203H186ZM186 206H185V203L183 204V205H181L180 207H182L181 209H182V211H183V207L184 208H186ZM207 207H209L208 205H206ZM210 206V207H211ZM254 206V205H253ZM21 207V208H22ZM26 207H28L27 205H26ZM25 207V208H26ZM55 207H56V205H55ZM75 207V206H74ZM100 207V206H99ZM112 207H114V206H112ZM114 207V208H115ZM122 207V206H121ZM158 207L159 208H164L163 210H165V209H167L166 208V204H164L163 206H159L158 205ZM189 207V205L187 206V208ZM191 207V206H190ZM198 207H199V205H198ZM197 207V208H198ZM201 207H202V205H201ZM205 207V206H204ZM204 207L203 208H201L202 209V211H203V209H204ZM206 207V208H207ZM209 207V208H210ZM215 207H213V208H211V211H217V210H214L215 209ZM239 207V206H238ZM245 207V206H244ZM247 207V206H246ZM245 207V208H246ZM31 208V210H32V208L33 207H30ZM29 208V209H30ZM47 208V207H46ZM65 208V207H64ZM104 208H109L108 206L106 207V206H104ZM124 208V207H123ZM135 208V207H134ZM161 208V209H162ZM194 208H196V205H195V207ZM205 208V209H206ZM209 208H207V211H208V209ZM218 208H219V206H218ZM218 208H216V209H218ZM236 208H237V206H236ZM242 208V207H241ZM255 208H256V205H255ZM43 209V208H42ZM75 209V208H74ZM77 209V208H76ZM110 209V208H109ZM111 209H113V208H111ZM110 209V210H111ZM121 209V208H120ZM143 209V208H142ZM154 209H156L155 207L153 208V210ZM175 209V208H174ZM178 209H179V207H178ZM181 209H179L180 211H181ZM190 209V208H189ZM200 209V208H199ZM199 209H198V211H199ZM240 209V208H239ZM238 208H237V211L239 210ZM7 210V209H6ZM18 210L20 211H22V209H20V208H18ZM17 210V211H18ZM25 210V209H24ZM24 210H23V212H24ZM30 210V211H31ZM36 210V209H35ZM49 210H50V208H49ZM63 210V209H62ZM146 210V209H145ZM149 210H150V208H149ZM148 209L146 210V213H147V211H149ZM178 210V213L180 214V211ZM193 210V209H192ZM236 210V209H235ZM241 210V209H240ZM263 210V207H261L260 208V211H261V213L264 211H262ZM2 211V210H1ZM17 211L15 212V213H17ZM34 211V210H33ZM46 211V210H45ZM65 211V210H64ZM66 211H67V209H66ZM75 211V210H74ZM104 211V210H103ZM116 211V210H115ZM115 211L113 212V214L115 213ZM126 211V210H125ZM129 211H131V210H129ZM128 211V212H129ZM151 211L152 210H150V214H151ZM155 211V210H154ZM158 211V210H157ZM181 211V212H182ZM195 211V210H194ZM209 211H210V209H209ZM208 211V212H209ZM210 211V212H211ZM225 211V210H224ZM224 211H222V210H220V212H222V213H224ZM231 211V210H230ZM242 211H244V208H243V210ZM255 211V210H254ZM13 212H14V210H13ZM36 212H37V210H36ZM48 212V211H47ZM83 212V211H82ZM92 212V211H91ZM137 212V211H136ZM140 212V211H139ZM159 212V211H158ZM163 212V211H162ZM162 212L160 213H158V214H162ZM167 212V211H166ZM166 212H165V214H166ZM184 213H185V209H184V211H183ZM196 212H197V210H196ZM204 212H205V210H204ZM212 212V213H213ZM217 212H219V210L217 211ZM216 212V213H217ZM227 212H228V210H227ZM226 212V213H227ZM232 212V214H233V210L231 211ZM231 212H228L227 214L229 215V213H231ZM246 212V211H245ZM245 212H244V214H245ZM9 213L10 214H12L10 211H9ZM19 213V212H18ZM22 213V212H21ZM20 213V214H21ZM25 213V212H24ZM77 213V212H76ZM84 213H86V212H84ZM127 213V212H126ZM130 213V212H129ZM131 213H133V211L131 212ZM149 213V212H148ZM169 213V212H168ZM171 213V212H170ZM169 213V214H170ZM189 213V214H188ZM187 213V211H186V215L185 214H181V216L182 215H184L185 217H183L182 216V221L181 222H183L185 219H187L188 218V222H190L191 220H192V217H191V220L189 219V217L190 216H192V215H190V212H188ZM191 213H193V211H191ZM201 213V212H200ZM200 213L198 214V213H196V214H198V215H200ZM235 213H237V212H234V214ZM256 213V212H255ZM259 213V212H258ZM23 214V213H22ZM63 214H64V212H63ZM75 214V213H74ZM80 214V213H79ZM108 214V213H107ZM140 214V213H139ZM149 214V215H150ZM157 214V213H156ZM155 214V215H156ZM168 214V215H169ZM215 214V213H214ZM243 214V212H242V215L243 216H245ZM248 214H249V212H248ZM35 215V214H34ZM40 215V214H39ZM46 215V214H45ZM76 215H78V214H76ZM95 215H97V214H95ZM95 215H92L93 217L95 216ZM108 215H110V214H108ZM154 215V214H153ZM154 215V216H155ZM167 215V216H168ZM175 215L177 216V214H175V213H172V216L170 217V218H172V219H174V217H175ZM202 215V214H201ZM200 215V216H201ZM222 215V214H221ZM224 215H226L225 213L221 216V217H223ZM252 215V214H251ZM250 215V216H251ZM262 215V217H263V219H264V213L263 214H261ZM260 215V216H261ZM6 216V215H5ZM25 216V215H24ZM29 216H32V215H29ZM47 216V215H46ZM55 216V215H54ZM104 216V215H103ZM151 216V215H150ZM149 216V217H150ZM166 215H164V218L165 217H167ZM174 216V217H173ZM179 216V215H178ZM177 216V217H178ZM193 216H194V213H193ZM205 216V214H203V216H201V218L202 217H204ZM215 216H217L216 214H215ZM219 216V215H218ZM217 216V218H219ZM227 216V215H226ZM225 216V217H226ZM229 216H231V215H229ZM239 216V215H238ZM248 216V215H247ZM257 216V215H256ZM260 216H258V217H260ZM0 217L2 218V220H3V216L2 215H0ZM36 217H38V216H36ZM45 217V216H44ZM64 217V216H63ZM107 217V216H106ZM123 217H126V216H123ZM157 217V219H158V216H156ZM187 217V218H186ZM196 217H197V215H196ZM211 217H212V215H211ZM213 217H214V215H213ZM240 217H242V216H240ZM253 217V216H252ZM262 217L261 218H259V219H262ZM0 218V219H1ZM32 218V217H31ZM35 218V217H34ZM39 218V217H38ZM78 218V217H77ZM76 218V219H77ZM82 218V217H81ZM110 218H113L112 217V215H111V217H108L107 219L110 221ZM115 218V217H114ZM133 218V217H132ZM153 218V217H152ZM164 218L162 217V219L164 220ZM180 218V217H179ZM205 218V217H204ZM243 218V217H242ZM254 218V217H253ZM256 218V217H255ZM13 219H14V216H13ZM57 218H55L54 220L55 221H61V220H56ZM80 219V218H79ZM93 219H95V218H93ZM97 219V218H96ZM118 219V218H117ZM148 219V218H147ZM154 219V218H153ZM156 219V218H155ZM172 219H167V221L169 220V221H171ZM177 219V221H178V218H176ZM196 219H198V218H196ZM229 219H231L232 221H230ZM236 219L237 218H228V220L229 221H227L228 223H232L233 225H235V226H232L231 224H230V226H231V228H236V229H238L239 228V230H240V232H241V229L243 228V227H245L246 225H243V224H241L242 222H243V219H241V223H240V225H238L239 224V222H237L236 221ZM249 219V218H248ZM24 220H26V219H24ZM36 220H37V218H36ZM46 220V219H45ZM64 220V219H63ZM62 220V221H63ZM83 220H85V218L83 219ZM102 220V219H101ZM115 220V219H114ZM140 220H141V218H140ZM162 220V221H163ZM180 220L181 219H179V223H180ZM194 220V219H193ZM193 220H192V222H193ZM202 220V219H201ZM201 220H199V224H200V221ZM206 220H207V217H206ZM245 221L244 222H246V219H244ZM251 220V219H250ZM42 221V220H41ZM62 221H61V223H62ZM72 221V220H71ZM104 221H105V219H104ZM151 221V220H150ZM154 221V220H153ZM160 221V220H159ZM158 220H157V222H159ZM166 221V223H169V222H167ZM173 221V220H172ZM172 221L169 223V225L170 226H168V227H166V229L165 230H167V232H169L170 230L173 232V236H174V232L176 231L177 232V234H178V229H182V227L184 228V227H187V226H185L186 224H188L187 222H186V220H185V224H183L182 223V225L183 226H179V225H181V224H177V222H176V220H175V224H177V226H175V224H173V226H172ZM198 221V220H197ZM209 221H210V218H209ZM249 221V220H248ZM247 221V222H248ZM253 221V220H252ZM8 222H9V220H8ZM16 222V221H15ZM23 222V221H22ZM46 222V221H45ZM68 222V221H67ZM74 222V221H73ZM79 222V221H78ZM84 222H86V221H84ZM94 222V221H93ZM97 222V221H96ZM98 222H100V220L98 219ZM105 222H107V220L105 221ZM122 222V221H121ZM126 222H127V220H126ZM157 222H155V223H157ZM174 222V221H173ZM190 223V224H193V226H194V223ZM202 222V221H201ZM206 222V221H205ZM216 222H219V221H216ZM216 222H214V226L212 225V223L210 224L209 222V224L207 223V225L209 226V225H211V226H213V228L214 227H216L218 224H216ZM226 222V221H225ZM243 222V223H244ZM264 222V221H263ZM263 222H260V224L262 223L263 224ZM11 223V222H10ZM20 223H21V221H20ZM35 223V222H34ZM37 223V222H36ZM39 223V222H38ZM47 223H48V221H47ZM64 223V222H63ZM89 223V222H88ZM107 223H110V222H107ZM132 223V222H131ZM134 223V222H133ZM154 223V222H153ZM162 224V226L163 225H166L167 226V224ZM204 223V222H203ZM203 223H202V226H204L203 225ZM224 223V222H223ZM227 223V224H228ZM235 223V224H234ZM236 223H238L237 225L238 226H240V227H238L237 225H236ZM3 224V223H2ZM4 224H5V222H4ZM72 224V223H71ZM86 224V223H85ZM91 224H92V222H91ZM106 224V223H105ZM124 224H125V222H124ZM141 224V223H140ZM157 224H159L160 225V222L159 223H157ZM156 224V225H157ZM220 224H222L221 223V221H220V223H219V225ZM226 224V225H227ZM253 224H254V222H253ZM260 224L258 223V227H260ZM6 225V224H5ZM21 224H19V226H20ZM23 226H24V224H22ZM34 225V224H33ZM40 225V224H39ZM46 225V224H45ZM50 225V224H49ZM48 225V226H49ZM53 225V224H52ZM57 225V224H56ZM61 224H59L58 226H60ZM64 225V224H63ZM67 225L69 226V224L67 223ZM82 225V224H81ZM113 225V224H112ZM120 225V224H119ZM118 225V226H119ZM134 225V224H133ZM159 225H157V226H159ZM197 225V224H196ZM206 225V224H205ZM206 225V226H207ZM224 225V224H223ZM221 226V227H224V226H226V225H224V226ZM242 225H243V227H242ZM36 226V225H35ZM67 226V227H68ZM79 226V225H78ZM93 226V225H92ZM97 226V225H96ZM106 226V225H105ZM107 226H109V225H107ZM106 226V227H107ZM118 226H116V228H113L114 230L115 229H117V228H119V229H117V230H119V231H123L124 229H125V227L126 226H128V225H126L125 224V227H118ZM132 226V225H131ZM137 226V225H136ZM139 226V225H138ZM138 226H137V229H138ZM155 226V225H154ZM161 226V225H160ZM173 227V229H174V231L171 229L172 227ZM174 226H175V228H174ZM179 226V228H176V227H178ZM190 226V225H189ZM201 226V224L199 225V227ZM205 226V227H206ZM219 226V227H220ZM237 226V227H236ZM254 226V225H253ZM263 226V229H264V224L262 225ZM25 227V226H24ZM32 227V225L30 224V228ZM62 227V226H61ZM60 227V228H61ZM65 227V226H64ZM70 227V226H69ZM91 227V226H90ZM99 227V226H98ZM134 227V226H133ZM164 227V226H163ZM181 227V228H180ZM229 227V226H228ZM228 227H226V228H228ZM249 228H250V226H248ZM247 227V228H248ZM29 228V227H28ZM48 229L49 228H51V226L50 227H47ZM59 228V227H58ZM212 228V227H211ZM217 228V227H216ZM216 228L214 229V231L216 230ZM226 228H224V229H226ZM231 228H228V229H231ZM248 228V229H249ZM4 229V228H3ZM3 229H1V230H3ZM63 229V228H62ZM61 229V230H62ZM69 229V228H68ZM68 229H67V231H68ZM77 229V228H76ZM79 229V228H78ZM104 230H105V228H103ZM109 229V228H108ZM111 229V228H110ZM128 229V231H129V233H130V231H131V234L133 233L132 232V230H130L128 227H126V230ZM134 229V228H133ZM155 229V228H154ZM162 229V228H161ZM188 227H187V229H186V231H188ZM193 229H194V227H193ZM200 230H203V229H201V228H199ZM207 229V228H206ZM220 229V232H221V228H219ZM245 229V228H244ZM243 229V230H244ZM254 231H256L255 229H254V227L252 228ZM262 229V230H263ZM0 230V231H1ZM25 230H27L26 228H25ZM41 230H43V229H41ZM94 230V229H93ZM98 230H99V228H98ZM113 231L114 232V234H112L111 235V237L112 236H114L112 239L114 240V239H116V236H117V238L121 235V233L119 232V231ZM135 230V229H134ZM158 230H159V228H158ZM164 230V228L161 230V232H166ZM183 230V229H182ZM196 230H197V228H196ZM199 230V231H200ZM223 230V229H222ZM239 230H238V232H237V230H236V232H237V234L239 233ZM242 230V231H243ZM252 230V231H253ZM257 230H259V229H257ZM22 231V230H21ZM45 231V230H44ZM55 232H56V230H54ZM74 231V230H73ZM72 231V232H73ZM78 231V230H77ZM106 231V230H105ZM170 231V232H171ZM185 231V232H186ZM206 231V230H205ZM211 231H212V229H211ZM219 231V230H218ZM224 231V230H223ZM248 231H250V230H248ZM259 231H261V228H260V230ZM24 232V231H23ZM87 232V231H86ZM93 232V231H92ZM117 232H119V233H117ZM124 232V231H123ZM127 232V231H126ZM138 232H139V234H141V232H142V230L141 231H137V234H138ZM160 232V231H159ZM169 232V233H170ZM171 232V233H172ZM180 233V235L179 236H181V237H183V232L182 231H179ZM189 232V231H188ZM193 232V231H192ZM192 232H191V237H194V238H192V241H193V243H194V245H196L197 246V244L199 245L198 247H197V249L196 250H198V248H199V250L201 249L202 250V248L201 247H203V246H201L200 244H204V247H205V245H212V243H214V240L212 239V238H214V235H212V237L210 238V237H208V236H203L206 232H204V230L202 231V232H204V234L202 235V234H200V232H195V233H197V234H195V233H193L192 234ZM216 232V231H215ZM230 232V234H232L231 232V230L230 231H226L225 233H229ZM233 232H234V230H233ZM235 232V233H236ZM262 232V231H261ZM6 233V232H5ZM4 233V234H5ZM39 233V232H38ZM46 233H49V232H46ZM59 233V232H58ZM58 233H56V234H58ZM65 232H63V234H64ZM71 233V232H70ZM117 235H116V234ZM187 233V232H186ZM209 233H213L214 234V232H209ZM243 233V232H242ZM246 233H248V232H246ZM257 233V232H256ZM34 234H35V232H34ZM63 234H61V236L63 235ZM75 234V233H74ZM73 234V235H74ZM85 234V233H84ZM83 234V238L85 237L86 238V235H84ZM105 234H108L109 235V233H105ZM124 234H125V232L124 233H122V235L120 236V237H125L124 236ZM136 234V235H137ZM147 234V233H146ZM166 234V233H165ZM168 234V233H167ZM185 234V233H184ZM206 234H208V232L206 233ZM221 234V236H222V232L220 233ZM226 234V235H227ZM236 234V235H237ZM249 234V233H248ZM254 234H255V232H254ZM3 235V234H2ZM25 235V234H24ZM31 235V234H30ZM29 235V236H30ZM51 235V234H50ZM59 235H60V233H59ZM69 234L67 233V236H68ZM79 235V234H78ZM88 235H90V233L88 234ZM100 235V234H99ZM98 235V236H99ZM101 235H103V234H101ZM116 235V236H115ZM126 235V234H125ZM133 235H135V234H133ZM145 235V234H144ZM143 235V237H144V239L146 238L145 236ZM163 235V234H162ZM169 235V234H168ZM172 235V234H171ZM209 235V234H208ZM211 235V234H210ZM233 235V234H232ZM239 235V234H238ZM251 235V234H250ZM4 236V235H3ZM2 236V237H3ZM7 236V235H6ZM15 236V235H14ZM19 236H21V235H19ZM28 235H26V237H27ZM28 236V237H29ZM38 235H36V237H37ZM46 236H47V234H46ZM49 236V235H48ZM53 236V235H52ZM61 236H59V237H61ZM66 236V233H65V235H63L61 238H64V237H67ZM70 236H72V235H70ZM69 236V237H70ZM80 236V235H79ZM82 236V235H81ZM91 236H92V234H91ZM91 236H88V237H90L91 238ZM105 236V235H104ZM107 236V235H106ZM127 236H129V235H127ZM150 236H151V234H150ZM165 236V235H164ZM173 236H172V238H173ZM179 236H177V237H179ZM221 236H218V238H220V240H221V242H222V239H221ZM224 237H223V239H225V235H223ZM233 236H235V235H233ZM233 236H230V237H232L233 238ZM247 236H249V235H247ZM23 237V236H22ZM26 237H24V238H26ZM38 237H42V236H38ZM72 237H74V236H72ZM71 237V238H72ZM77 237V236H76ZM103 237V236H102ZM108 237V236H107ZM119 237V238H120ZM176 237V236H175ZM195 237H197V238H195ZM228 237V236H227ZM236 237V236H235ZM238 237V236H237ZM252 237H253V235H252ZM261 237V236H260ZM262 237H263V234H262ZM4 238V237H3ZM6 238V237H5ZM10 238H12V236L10 237ZM24 238L22 239L23 240V242H24ZM31 238H32V235H31ZM35 238V237H34ZM43 238V237H42ZM44 238H45V236H44ZM50 238V237H49ZM56 238V237H55ZM60 238V239H61ZM68 238V237H67ZM79 238V237H78ZM81 238V237H80ZM89 238V239H90ZM93 238H94V236H93ZM106 238V237H105ZM128 238V237H127ZM126 238V239H127ZM131 238H132V236H131ZM134 238V237H133ZM136 238V237H135ZM147 238H149V237H147ZM168 238H169V236H168ZM184 238L186 239V236L184 235ZM216 236H215V239H218ZM238 238H241V236L240 237H238ZM255 238V237H254ZM259 238V237H258ZM7 239H9V237L7 238ZM30 238H28V240H29ZM52 239V238H51ZM57 239V238H56ZM74 239V238H73ZM82 239V238H81ZM80 239V240H81ZM97 239V238H96ZM99 239V238H98ZM103 239V238H102ZM121 240H122V238H120ZM120 239H118V240H120ZM123 239H125V238H123ZM140 239V238H139ZM142 239V238H141ZM170 239V238H169ZM177 239V238H176ZM174 240V238L172 239V240H174V241H177V240ZM184 239V240H185ZM193 239H195V242H194V240ZM241 239H243V238H241ZM257 239V238H256ZM261 239V238H260ZM6 240V239H5ZM12 240H13V238H12ZM36 240V239H35ZM34 240V241H35ZM37 240H39V239H37ZM49 239H47V241H48ZM67 240V239H66ZM71 240V239H70ZM91 240H92V238H91ZM136 240V239H135ZM189 240H191V239H189ZM212 240H213V242H212ZM220 240L218 239V240H216V241H218V242H220ZM230 240V239H229ZM232 241H233V239H231ZM230 240V241H231ZM263 240V239H262ZM25 241H27V240H25ZM32 241H33V239H32ZM46 241V242H47ZM52 241V240H51ZM60 241V240H59ZM62 241H64L63 239H62ZM72 241H74V240H72ZM83 241V240H82ZM84 241H86V240H84ZM83 241V242H84ZM103 241V240H102ZM108 241H109V239H108ZM124 241V240H123ZM127 241H129V240H127ZM133 241H134V239H133ZM138 241H140V240H138ZM150 241V240H149ZM171 241V240H170ZM198 243H197V242ZM17 242V241H16ZM28 242V241H27ZM36 242V241H35ZM45 242V241H44ZM49 242H50V240H49ZM71 242V241H70ZM75 242V241H74ZM76 242H79V241H76ZM88 242V241H87ZM96 242V241H95ZM112 242V241H111ZM142 242V241H141ZM146 242V241H145ZM179 242V241H178ZM228 242V241H227ZM236 242H237V240H236ZM241 242H242V240H241ZM241 242H239V243H241ZM247 243H248V241H246ZM254 242H255V240H254ZM264 242V241H263ZM3 243V242H2ZM5 243V242H4ZM7 244L8 243H10V242H6ZM37 243V242H36ZM35 243V244H36ZM39 243H40V241H39ZM58 243V242H57ZM59 243H61V242H59ZM67 243V242H66ZM80 243H82V242H80ZM100 243V242H99ZM116 243V242H115ZM114 242H113V244H115ZM134 243H135V241H134ZM150 243V242H149ZM180 243V242H179ZM182 243V242H181ZM196 243V244H195ZM224 244H225V242H223ZM233 243H235V242H233ZM246 243V244H247ZM261 243V242H260ZM259 243V244H260ZM15 244V243H14ZM13 243H12V245H14ZM28 244V243H27ZM46 244V243H45ZM63 244V243H62ZM65 244V243H64ZM74 244V243H73ZM92 244V243H91ZM97 244V243H96ZM125 244V243H124ZM123 244V245H124ZM132 243H129V245H131ZM135 244H138V242L137 243H135ZM134 244V245H135ZM144 244V243H143ZM187 244V243H186ZM215 244H217V242H215L213 245H215ZM219 244V243H218ZM223 244V245H224ZM238 244V243H237ZM244 244H245V242H244ZM244 244H242V245H244ZM250 244H251V242H250ZM264 244V243H263ZM1 245H4L5 246V244H1ZM23 245V244H22ZM54 245V244H53ZM60 245V244H59ZM66 245V244H65ZM67 245H69V244H67ZM126 245V244H125ZM140 245V244H139ZM185 244H183L182 246H184ZM189 245V244H188ZM193 245V246H194ZM231 245V244H230ZM229 245V246H230ZM234 245V244H233ZM232 245V246H233ZM249 245V244H248ZM251 245H253V244H251ZM254 245H256V244H254ZM3 246V247H4ZM11 246V245H10ZM9 246V247H10ZM29 246V245H28ZM33 246V245H32ZM31 246V247H32ZM39 246V245H38ZM87 246V245H86ZM95 246V245H94ZM103 246V245H102ZM113 246V245H112ZM138 246V245H137ZM136 246V247H137ZM190 246H192V245H190ZM192 246V247H193ZM201 246V247H200ZM235 246V245H234ZM259 246H261V245H259ZM258 246V247H259ZM5 247H7V246H5ZM18 247H19V245H18ZM40 247V246H39ZM70 247V246H69ZM73 247V246H72ZM91 247V246H90ZM131 247V246H130ZM135 247V248H136ZM175 247V246H174ZM206 247H208V246H206ZM210 247V246H209ZM208 247V248H209ZM215 247V246H214ZM216 247H218V245L216 246ZM224 247V246H223ZM226 247V246H225ZM228 247V246H227ZM231 247V246H230ZM230 247H228V248H230ZM238 247V246H237ZM252 247V246H251ZM256 247V246H255ZM15 248V247H14ZM48 248V247H47ZM52 248H54V247H52ZM61 248V247H60ZM60 248H59V250H60ZM75 248V250H76V246L74 247ZM97 248V247H96ZM110 248V247H109ZM115 248V247H114ZM114 248H111V249H114ZM119 248V247H118ZM117 248V249H118ZM122 248H124V247H122ZM134 248V247H133ZM181 248V247H180ZM208 248H207V250H208ZM210 248H212V246L210 247ZM209 248V249H210ZM232 248V247H231ZM240 248V247H239ZM241 248H243V246L241 247ZM254 248V247H253ZM12 249V248H11ZM25 249H26V246H25ZM40 249V248H39ZM57 249V248H56ZM55 249V250H56ZM79 249H82L81 247L79 248ZM84 249V248H83ZM90 249V248H89ZM104 249V248H103ZM132 249V248H131ZM141 249V248H140ZM144 249V248H143ZM189 249H191V248H189ZM188 249V250H189ZM193 249V248H192ZM216 249V248H215ZM218 249V248H217ZM219 249H220V245H219ZM249 249V248H248ZM261 248H259V250H260ZM264 249V248H263ZM2 250V249H1ZM33 250V249H32ZM38 250V249H37ZM44 250V249H43ZM62 250V249H61ZM69 250V249H68ZM91 250V249H90ZM109 250V249H108ZM107 250V251H108ZM121 250V249H120ZM128 250V249H127ZM137 250V249H136ZM139 250V249H138ZM169 252H170V249H167ZM182 250V249H181ZM188 250H185V251H188ZM198 250V251H199ZM201 250H200V252H201ZM206 250V249H205ZM210 250H214V248L213 249H210ZM236 250H237V248H236ZM236 250H234V252L236 251ZM241 250V249H240ZM251 250V249H250ZM257 250H258V248H257ZM262 250V249H261ZM3 251V250H2ZM14 251V250H13ZM16 251H18V250H16ZM22 251V250H21ZM25 251V250H24ZM34 251H36V250H33V252ZM48 251V250H47ZM46 251V252H47ZM58 251V250H57ZM72 251H73V249H72ZM87 251V250H86ZM113 251V250H112ZM115 251V250H114ZM133 251V250H132ZM183 251V250H182ZM185 251H183L184 253H186ZM191 251H194V250H191ZM209 251V250H208ZM208 251H207V253H208ZM254 252H255V249L253 250ZM3 252H5V251H3ZM9 252V251H8ZM20 252V251H19ZM37 252V251H36ZM63 252V251H62ZM76 252V251H75ZM111 252V251H110ZM120 252V251H119ZM127 252V251H126ZM145 252V251H144ZM143 252V253H144ZM150 252V251H149ZM152 252V251H151ZM157 252H159V251H157ZM156 252V253H157ZM162 252H163V250H162ZM174 252H175V250H174ZM181 252V251H180ZM182 252V253H183ZM197 252V251H196ZM206 252V251H205ZM212 252V251H211ZM214 252V251H213ZM215 252H217V251H215ZM246 252V251H245ZM258 252V251H257ZM259 252H261V251H259ZM1 253V252H0ZM12 252H10V253H8V254H11ZM30 253V252H29ZM32 253V252H31ZM30 253V254H31ZM38 253V252H37ZM60 253V252H59ZM114 253V252H113ZM118 253V252H117ZM123 253V252H122ZM128 253V252H127ZM131 253V251L129 252V254ZM140 253V252H139ZM143 253H141V254H143ZM178 253V252H177ZM176 253V254H177ZM188 253H189V251H188ZM202 253V252H201ZM232 253V252H231ZM241 253V252H240ZM256 253V252H255ZM42 254H44V253H41V255ZM53 254V253H52ZM51 254V255H52ZM57 254H58V252H57ZM56 254V255H57ZM90 254H92V252L90 253ZM104 254V253H103ZM110 254H112V253H110ZM121 254V253H120ZM154 254V253H153ZM159 254V253H158ZM158 254H157V256H158ZM163 254V253H162ZM168 254V253H167ZM174 254V253H173ZM192 254V253H191ZM198 254V253H197ZM234 254V253H233ZM248 254V253H247ZM259 254V253H258ZM263 254V253H262ZM261 254V255H262ZM6 255V254H5ZM20 255H21V252H20ZM24 255V254H23ZM50 255V256H51ZM64 255V254H63ZM62 255V256H63ZM77 254H75V256H76ZM82 255V254H81ZM114 255H115V253H114ZM124 255H125V253H124ZM133 255V254H132ZM144 255V257H146L145 255H147V252H146V254H143ZM155 255V254H154ZM161 255V254H160ZM159 255V256H160ZM165 255V254H164ZM188 255V254H187ZM203 255V254H202ZM206 255V254H205ZM210 255V254H209ZM242 255V254H241ZM243 255H244V253H243ZM252 257H254V253H252ZM264 255V254H263ZM26 256V255H25ZM24 256V257H25ZM53 256V255H52ZM51 256V257H52ZM74 256V255H73ZM72 256V257H73ZM111 256V255H110ZM117 256V255H116ZM120 256V255H119ZM123 256V255H122ZM134 256V255H133ZM136 256H138V255H136ZM158 256V257H159ZM162 256V255H161ZM199 256H201V255H199ZM204 256V255H203ZM212 256V255H211ZM216 256V255H215ZM244 256H246V253H245V255ZM249 256V255H248ZM32 257V256H31ZM57 257V256H56ZM64 257V256H63ZM78 257H80V255L78 256ZM104 257V256H103ZM112 257V256H111ZM142 257V256H141ZM140 257V259H141V261H142V258ZM144 257H143V259H144ZM156 256H154V258H155ZM168 257H170L169 255H168ZM173 257V256H172ZM171 257V258H172ZM197 257V256H196ZM206 257H208V256H206ZM233 257V256H232ZM235 257H238V256H235ZM239 257H240V255H239ZM247 257V256H246ZM245 257V258H246ZM252 257H250V258H252ZM264 257V256H263ZM27 258V257H26ZM36 258H38L37 256H36ZM45 258V257H44ZM47 258V257H46ZM52 258H54V257H52ZM99 258H101V257H99ZM108 258V257H107ZM120 258H122V257H120ZM123 258H124V256H123ZM136 258V257H135ZM153 258V260H156V258L154 259ZM164 258V257H163ZM162 258V259H163ZM176 258V257H175ZM244 258V257H243ZM242 258V259H243ZM259 258V257H258ZM260 258H262V257H260ZM20 259H22V258H20ZM42 259V258H41ZM76 259V258H75ZM104 259V258H103ZM103 259H102V261H103ZM114 259V258H113ZM159 259H160V257H159ZM173 259V258H172ZM177 259H178V256H177ZM176 259V260H177ZM202 259V258H201ZM255 259H257V258H255ZM28 261H29V259H27ZM49 260V259H48ZM60 260V259H59ZM63 260V259H62ZM65 260V261H64ZM63 261L64 262H66L67 260H66V258L64 259ZM74 260V259H73ZM101 260V259H100ZM109 260V259H108ZM107 260V264H108V262L110 261H108ZM145 260V259H144ZM152 260V261H153ZM161 260V259H160ZM166 260V259H165ZM164 260V261H165ZM198 260V259H197ZM203 260V259H202ZM204 260H206V258H204ZM211 260V259H210ZM215 260V259H214ZM213 260V261H214ZM217 260V259H216ZM235 260H238V259H235ZM251 260V259H250ZM27 261V262H28ZM45 261H47V260H45ZM53 261V260H52ZM70 261V260H69ZM78 261L80 262V260L78 259ZM83 261H86L85 259L83 260ZM97 261L99 262V259H97ZM97 261L96 260H94V262H96V264H100L101 263V261H100V263H97ZM129 261V260H128ZM131 261V260H130ZM138 261H139V256H138ZM147 261V260H146ZM149 261V260H148ZM152 261L150 260V264H152ZM192 261V260H191ZM255 261H257V260H255ZM263 261H264V258H263ZM40 262V261H39ZM43 262V261H42ZM51 262V261H50ZM82 262V261H81ZM93 261H92V263L93 264H95ZM111 262V261H110ZM140 262V261H139ZM153 262H155V261H153ZM169 262V261H168ZM175 262H177V261H175ZM211 262V261H210ZM220 262V261H219ZM248 262V261H247ZM251 262V261H250ZM16 263V262H15ZM20 263H22V262H20ZM26 263V262H25ZM30 263V262H29ZM48 263V262H47ZM62 263V262H61ZM82 263H85V262H82ZM88 263V262H87ZM102 263H105V262H102ZM125 263V262H124ZM128 263H130V262H128ZM155 263H157V262H155ZM154 263V264H155ZM161 264H162V262H160ZM166 263V262H165ZM179 263V262H178ZM194 263H196L195 261H194ZM209 263V262H208ZM239 263V262H238ZM253 263V262H252ZM251 263V264H252ZM24 264V263H23ZM27 264V263H26ZM45 264V263H44ZM89 264V263H88ZM111 264V263H110ZM117 264V263H116ZM120 264H122L121 262H120ZM141 264H143V262L141 263ZM164 264V263H163ZM169 264V263H168ZM176 264V263H175ZM185 264H186V262H185ZM199 264V263H198ZM242 264H246V263H242ZM255 264V263H254ZM260 264V263H259ZM262 264V263H261Z\"/></svg>",
    "mask_w": 264,
    "mask_h": 264
}]
</instances>
